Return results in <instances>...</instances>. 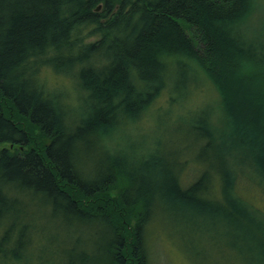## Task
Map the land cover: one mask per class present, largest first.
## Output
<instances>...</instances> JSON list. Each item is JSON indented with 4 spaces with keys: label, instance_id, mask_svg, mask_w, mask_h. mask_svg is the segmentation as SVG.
<instances>
[{
    "label": "trees",
    "instance_id": "1",
    "mask_svg": "<svg viewBox=\"0 0 264 264\" xmlns=\"http://www.w3.org/2000/svg\"><path fill=\"white\" fill-rule=\"evenodd\" d=\"M44 67L74 91L49 90ZM203 78L219 97L181 118L187 145L109 146L172 79L178 98ZM240 82L253 118L232 100ZM261 93L264 0H0V264H154L153 223L206 218L264 260ZM189 142L208 163L193 178Z\"/></svg>",
    "mask_w": 264,
    "mask_h": 264
},
{
    "label": "rangeland",
    "instance_id": "2",
    "mask_svg": "<svg viewBox=\"0 0 264 264\" xmlns=\"http://www.w3.org/2000/svg\"><path fill=\"white\" fill-rule=\"evenodd\" d=\"M90 40H93V38ZM40 74L43 78L39 77L40 80L49 90L68 89L74 91L72 79L68 76L60 75L48 67H44ZM174 80L168 82L166 90L142 115L127 123L123 130L115 131L113 139L108 142L111 148L118 147L116 142L122 140L121 135L123 136V142H126V144L134 143L143 147L140 148L141 150L153 147L154 142L152 141H155L156 137L163 136L169 139L176 134L177 143L174 145L162 143L161 150L168 151L175 149L176 145H187V141L181 137V129L184 127V121H181V118L189 121L192 114L199 110L201 106L212 102L215 105L219 96L214 87L208 82V79L203 78L193 87L191 84L188 85L190 88L185 91L186 93L183 92L182 96L177 98L173 91V82L180 84L184 80L180 79L178 83ZM237 81H240V79L238 78ZM243 86L248 87L245 83H241L238 90L231 93L232 100L239 108L241 115L244 113L243 115L253 118L257 113L254 95L252 92L248 94L247 90L244 91ZM261 94L264 95V93ZM215 118H218L217 114H215ZM188 144L190 152L179 157L181 160L187 161L185 170L187 169L188 172H185V177L193 178L195 174L199 175L208 163L195 159L201 143L189 142ZM0 146H4V144ZM214 185L219 186V178L216 174ZM256 195H258V192ZM152 226L155 233L158 234V241L153 244L150 242L153 249L154 264H197L194 252L198 249L208 253V257H213V259H207L206 264H212L213 260H216V264H264V260H261L260 256L243 246L244 241L240 231L227 219L213 220L206 218L203 221L204 230L191 228L190 225L184 226L181 228L182 230L175 227L172 229V226L169 228L165 226L164 228L159 223H153ZM251 227L254 229L253 226Z\"/></svg>",
    "mask_w": 264,
    "mask_h": 264
},
{
    "label": "water",
    "instance_id": "3",
    "mask_svg": "<svg viewBox=\"0 0 264 264\" xmlns=\"http://www.w3.org/2000/svg\"><path fill=\"white\" fill-rule=\"evenodd\" d=\"M100 7V5L98 6V8Z\"/></svg>",
    "mask_w": 264,
    "mask_h": 264
}]
</instances>
